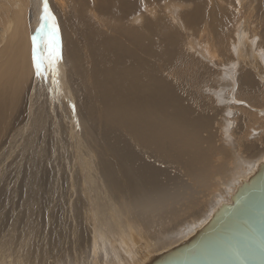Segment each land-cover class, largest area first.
Wrapping results in <instances>:
<instances>
[{"label": "bare ground", "instance_id": "obj_1", "mask_svg": "<svg viewBox=\"0 0 264 264\" xmlns=\"http://www.w3.org/2000/svg\"><path fill=\"white\" fill-rule=\"evenodd\" d=\"M60 1L55 0L57 4ZM163 1L75 0L71 7L75 12L72 13V16L68 15L64 18L63 23L67 28L63 33H60L59 43L57 36L55 37L54 45L50 43V29L45 27L52 24L49 21L44 22V28L41 31L44 35V40L38 39L39 33L37 29L41 28L40 16L42 10L40 0L35 1L34 10L31 9L32 11H30L29 15L23 0L0 1V184L2 186L0 188V211L6 209V207L8 208V206L10 208L9 211H12L11 205H9L12 199V197L10 199V192L15 189L19 190L15 182L21 170H23L21 177L25 182L23 185H21L22 182L19 185L23 188L22 192H25L23 194H27L30 198L35 195V190L37 189L35 180L38 179L40 167L43 165L44 160L41 152L44 153L45 151L39 149L40 146L42 147V145L46 144L47 137L44 138V133L50 127V135L48 137H53L54 146L61 144L62 137L58 135L63 132V129L67 135L64 141L65 145L63 144L65 147L64 152L66 151L65 154H70L68 156L64 155V158L67 157L65 159L66 163L70 164L69 167L67 166L69 170L72 167L75 171L78 170V174H83V181L86 184L89 181L95 182L97 178L101 177L97 182V186L96 183H91L92 185L89 183V186L91 185L90 188L93 186L95 194L94 197L91 196L92 199L88 201L85 208L94 217L93 220L91 219L94 224L103 226L105 225V220L108 221L107 209L109 207L105 205L103 208L101 206L103 201H101L102 193H105L107 188L114 193L119 189L116 192L130 198L131 196L136 198L137 193L144 196L148 195L145 200L151 201L150 211L151 214H154L152 216L149 215L145 222H140L139 224L146 225L152 232L149 235L146 234L144 237H140L133 230V232L130 231L131 228H129L130 230L128 229L129 231L125 230L126 233H122V235L126 234L128 245L130 247L134 246L136 249L137 244H139L138 247L141 248L131 253L129 251V253L126 252L125 248L123 249L115 240H112L113 244L111 242V245H114V242L116 243L117 254L116 256L115 253L111 254L113 249L110 248L112 251H110L108 258L116 257L117 261L113 262L110 259L113 264H138L151 253L152 249L155 250L157 244L170 243L169 241L172 238L167 232L171 233V225L178 210L181 213V219L174 221L173 226H180L182 231L176 237L180 236V241L189 236L190 233L185 231L192 232L198 229L216 207L213 203L214 201L212 202V196L228 194L226 199H229V195L233 191H227V188L230 185L237 184L240 178L243 176L246 178L250 172H253L256 164L263 157L264 115L250 107L251 112L244 110V123H241L244 130L241 134L238 132L240 134L239 140L251 129L259 132L258 137L244 144H238L235 139L234 144L236 147L233 148L232 146L230 148L234 158L231 163L233 166L221 163L223 165L220 164V168L214 170L213 178L222 181V183L226 182L227 185L222 187L212 186L207 192L204 191L203 199L205 202L197 208H191L186 204L185 206L183 205L186 202H184L185 198L180 196V191L185 188L186 181L193 179L194 176L199 179L205 178L207 170L211 169L207 165L212 157L210 151L208 150L209 153H205L198 150L200 146L199 136L203 131H206V128L204 130H199L198 128L200 126L204 127L205 122L203 120L205 119L202 121L197 120V123L195 121L192 122V119L195 120L196 115L209 113L215 121V114H223L222 110L226 108L225 96L222 93L217 94L214 104L204 103L207 111H197L194 108L195 103L199 102L200 99L188 94L189 85L192 84L191 78H189L188 82L185 81V76L189 74L191 67L196 64L194 60L198 61L193 52L199 53L202 51V54H205V51L208 52V63L212 64L216 69L209 71V76H207L217 82L216 88H212L214 92L218 89L223 92L226 90L224 88L231 86L232 90L228 92L230 101L240 102L235 101L234 97L241 98L243 96L241 100L243 103L247 102L248 105L255 106L256 109L263 108L264 72L253 73L249 70L247 62L250 58L258 63L257 53H260V51H254L255 47L264 50V0H221L226 3L234 1L237 4L236 6H243L247 9L246 14L239 17L242 20V24L240 22L231 23L229 12L221 9L220 5L216 3L217 0H210L207 5L210 9L209 12L205 11L204 7L206 4L203 3L204 0H191L195 6L192 5L191 9L188 8L181 11L182 19L186 17L187 20L185 34H182L185 32V28L180 24V20L177 19V12L183 6L179 2L187 0H178L179 2L177 0H166L164 4ZM162 4L163 6H161ZM151 8L154 14L158 13L156 16H145L143 19L142 16H139L140 11L143 12L144 9L149 10ZM63 10L66 9L63 8ZM255 14H259L260 25L255 27L254 30H250L251 15ZM30 24L31 31L28 38L27 32ZM36 33H38L37 36H35ZM33 37H36L35 54L43 61L41 75L36 74V68L33 65ZM156 37L168 38L161 42L164 45H161V43L158 45L156 43L151 44L146 41V39ZM201 37L202 44L200 43ZM78 39H82L88 49L84 54H79L80 50L85 48ZM197 42L203 48L196 47ZM152 48L154 52L158 48L155 53L157 55L156 58H152L144 50ZM247 50H250V56ZM67 52L76 55L71 58V62L85 67L86 76L94 79V86L97 89L103 90L101 93L91 96L89 98L90 104L87 106L89 115H98L95 122L92 120L94 122L92 125L101 133L94 132L93 135L91 130L93 138L95 137L94 140L88 139L87 131L85 132L82 124L84 121L81 122L77 115L79 113L76 112L77 102L72 96L74 95L73 92H63L65 87H70V83L68 84L70 73L64 62ZM48 57L52 58L50 69ZM62 62L65 65V73L61 67ZM202 62L205 63L206 61L201 59ZM240 62L241 65H239ZM182 63H185L186 69L180 68ZM238 65L240 66L239 74L233 76L230 84L228 80L231 78V70L237 68ZM220 72L222 75H220ZM32 74V86L28 90L26 84ZM199 84L197 83L195 86ZM252 86L256 88H251ZM247 94H250L251 97L245 96ZM60 100H62L61 103ZM94 105L100 106L94 108ZM48 109L49 111H54V116L50 115L52 118H50L49 122L47 121V116L49 115L46 114ZM51 111L50 114H52ZM18 112L19 114L21 113V116L17 118L16 113L18 114ZM56 112H59L57 115L59 118L55 115ZM232 121L234 122L232 123ZM45 122L49 123L48 128H43L46 126L44 125ZM115 122L120 128L117 131L114 127ZM219 123L221 126L231 127L230 131L233 132V127L237 125L236 116L234 117L232 110H229L225 115H222ZM224 127L222 128L223 132ZM81 129L85 132V136L82 134ZM235 132L237 133L236 130ZM192 133L195 134L192 135ZM54 137H57L55 142ZM177 143H180V145L177 146ZM209 143H211V136ZM47 146L46 149L48 148ZM62 147L57 150L55 146L57 156H54L53 163L57 170L60 167L62 168L65 162L62 159L61 166L60 159L62 154L60 157L59 150H63ZM72 149L73 151L75 150L74 153ZM239 150L242 151L240 154ZM47 152L44 154L47 155ZM186 156H191V158L185 159ZM220 158L221 156H216L215 161L219 162ZM94 160L97 164V169L95 170L93 169L94 165L92 166ZM49 163H52V161H49ZM53 163L49 165L51 167L53 165L54 168L50 166L49 168H51V174L55 175L56 172L54 170L56 169ZM76 166H80V168L76 170L74 168ZM64 168L62 169L64 170ZM72 168L71 172L73 171ZM67 170L65 169L66 172ZM59 171L56 175L60 176ZM218 172L220 173L218 174ZM98 174H100V177ZM227 177L229 180H227ZM59 178L56 177L55 179L53 176V178L49 179L50 184L56 183V181L59 184ZM74 178H76V175ZM100 180L102 184L99 183ZM184 180L186 181L184 182ZM56 186L58 187V185ZM87 187L84 189L86 190ZM17 193H13V195L16 194V198L19 194ZM97 193H101V199L98 196L99 194L95 196ZM88 194L90 195L91 193L88 192ZM173 194L178 195V198L174 199L175 204H171L173 198L170 197ZM120 197L123 198L121 195ZM37 198L36 200H38ZM34 200L32 201L35 202ZM220 200L225 201L224 198ZM38 203L36 209H38ZM29 205L27 203L26 208H29ZM130 205H127L126 209L127 207L128 209L130 207L133 209L135 206L134 202H130ZM100 209H105V215L101 213ZM200 212L203 213V217L199 215ZM154 216L156 219L153 218ZM188 216L190 218L186 220ZM164 217H171V219L165 220ZM184 221L187 222L184 223ZM194 223L195 226H192L191 224ZM60 228L64 232V228ZM179 230L180 228L176 232ZM99 231L98 229L97 233ZM158 231L161 232L158 233ZM89 234L91 236V233ZM158 234L163 238H159ZM23 235L28 234L24 232ZM92 238L94 239V237ZM161 239L162 241L159 242ZM145 241L148 242V245ZM101 242L103 249L100 248L99 250L105 249L106 253L105 242L107 241L104 242L102 240ZM20 244L22 245V243ZM91 244L93 243L91 242ZM167 247L169 246L162 249ZM30 248L32 247L30 246ZM8 251L10 252V250ZM34 251L36 252L35 255L39 256L38 263L44 264V260L38 254V250L35 249ZM22 253L24 259H20L21 256H19V261H24V264L29 263V259L27 261L29 253L24 251ZM78 254L80 253L78 252ZM102 255L105 254L102 253ZM35 257L37 258V256ZM32 260L34 261V259ZM112 262L110 263L112 264ZM5 263L0 262V264ZM54 263L63 264L64 262L55 260ZM110 263L108 262V264Z\"/></svg>", "mask_w": 264, "mask_h": 264}, {"label": "rangeland", "instance_id": "obj_2", "mask_svg": "<svg viewBox=\"0 0 264 264\" xmlns=\"http://www.w3.org/2000/svg\"><path fill=\"white\" fill-rule=\"evenodd\" d=\"M0 1H4V0H0ZM23 1L25 3V6H26V11H27V13L29 15L30 11L34 10V5L36 3L35 1H39V0H23ZM67 1H68V3H67ZM165 1L166 0L163 1V4H164ZM213 1H215V0H213ZM222 1L221 0H217L216 3L218 5H220L221 9H225L226 12H229V18L231 20L230 22L231 23L240 22L242 24V20H240L239 17L245 15L246 12H247V9H245L243 6H236L237 4L234 3V1L232 3H226V2H222ZM40 2H41V7H42V10H41V15H42V13H43V0H40ZM73 2H75V0H61L59 2V4H57L55 2V0L54 1L53 0H47L48 10L51 13V17H55L54 20H52L51 17H50V19L48 21L51 22L52 24H54L56 26V28L58 29V32L56 34V36L58 38V43H59V40H60L59 39L60 33H63L64 30L67 28L64 25V23H63L64 18H66L68 15L72 16V13L75 12L73 9H71V7L74 4ZM182 2L181 1L179 2V3L183 4V6L177 12L178 15H179V16L177 15V19L180 20V22H181L180 24H182V26L185 28V32L182 33V34H185L186 33V28H187L186 27V21L187 20H186V17H184V19H182L181 11L182 10H187L188 8L191 9L190 7H192V5L195 6V4L191 0L182 1ZM209 2H210V0H204L203 1V3L206 4V6L204 7L206 12L210 11V9L207 6L209 4ZM163 4L161 6H163ZM63 8H65L66 10H63ZM152 10H153L152 8L149 9V10L144 9L143 12L140 11L139 16H142V19L145 16H149V17L151 15L156 16L158 13L154 14V12ZM258 15L259 14L251 15V19L252 20L249 22L250 23L249 24L250 25V30H254L255 27L260 25L259 24L260 21H259V16ZM45 27L47 29L48 25H46ZM30 31H31V24L28 26V32H27L28 33V35H27L28 38H29ZM37 34L38 33H36L35 36H37ZM167 38L162 39V38H157L156 37V38H152V39H146V41L148 43H151V44L152 43H156L158 45L163 40H165ZM196 38H198V37H196ZM38 39L39 40H44V35H43L42 32L39 33ZM78 40L81 41V43L84 45V48H85L84 50H80L79 54H84L88 49L85 47V43H84V41L82 39H78ZM200 43L202 44V37H201ZM201 44L198 45V42H197L196 47L203 48ZM161 45H164V44L161 43ZM255 46H257V45H255ZM157 49H156V52H157ZM144 50L152 58H156L157 57V55L155 54L156 52L153 51V48L150 49V50H147V49H144ZM255 50H256V52H258V50L260 51V53H257L258 63L256 61H254V60H251L249 58L248 62H247L248 68L253 73H255V72L256 73L257 72H264V50H262L260 48L258 49L256 47H255L254 51ZM201 52H199V53L198 52H193L195 58H198V61L194 60V62L196 64L191 67L189 74H187L185 76V81L186 82L189 81V78H191V80H192V84L189 85L188 94L190 96L194 95V96H196V97H198L200 99L199 102L195 103L194 108H196L197 111H203L204 112L206 110V106L204 105V103L206 102L209 105H211V103L214 104L216 102V99H217L216 96H217L218 93H222L225 96L226 108L222 110L223 114H221V115L215 114V116H216V120L215 121L212 119V117L209 115V113L202 114V115H196L195 116L196 117L195 120L192 119V122L195 121L196 123H197V120L202 121L203 119H205V120H203L205 122L204 127L200 126L198 128L199 130H204L206 128V131H203L200 134V136H199L200 146H199L198 150L200 152L204 151L205 153H207V152L209 153V151H210V154L212 155V157H211L210 162L207 164L209 167H211V169L207 170L205 178L199 179V178H196V176H194V178L193 179H189L188 182L186 180H184V182L186 181V184H185V188L181 189L180 196L185 198L184 202H186V203H184L183 205L185 206V204H186V205H188L191 208H197L199 205H201V204H203V202H205V200L203 199L204 198L203 192L204 191L207 192L208 190H210V187H212V186L222 187V186H226L227 185L226 182L222 183V181H218L215 178H213L214 177V170H216L217 168H220L219 165L221 163H223L224 165L225 164L226 165L229 164L231 167L233 166V164H231V163H232V161H234L233 160L234 158H233V153L230 152V148L232 146H233V148L236 147L235 144H234L235 139L237 140L238 144H244V143H248V142H250L253 139H256L258 137L259 132L258 131H254V130L251 129L248 133H245L241 137V139L239 140V136H240L241 132L244 130V127L242 128V126H241V123H244V117H243L244 110L250 111V107H252V108H254V110L256 112H259V113L264 115V100H263V105H262L263 108H259V109L257 108L256 109L255 106L254 107L250 106V105H248L247 102L243 103V101H241L243 96L241 98L234 97L235 101H240L241 103L240 102L230 101L228 92L230 90H232L231 86L229 88L228 87L224 88L226 90H224L223 92H220L219 89L214 92L212 90V88L213 87L216 88L217 82L213 81L212 79H210L207 76H209L208 75L209 71H211L212 69L213 70H216V69L214 68V66L212 64L208 63V60H207V57L209 56L208 52L205 51V54H202ZM247 52H248V54L250 56V54H251L250 50H247ZM221 53H222V51H221ZM60 55H61V53L59 54V57H58V63H59ZM74 56H76V55H73L70 52H67L66 55H65V58H64V62L67 65V69H68V71L70 73V78L71 79L69 78V80H68V84L70 83V87L69 88L65 87L63 89V92L64 91H69L70 93L73 92V94L75 95L74 96V95L71 94L74 97L75 102H77L76 112L79 113L77 115L81 119V122L84 121L82 124L84 125L85 132L87 131L86 133L88 135V139L89 140H91V139L94 140L95 139V137L93 138L94 132L101 133L99 130H97L92 125L96 121V118L98 117V115H93V114L89 115V112L87 111V106L90 104L89 98L91 96L95 95V94L101 93L103 90L102 89H97L94 86V82H93L94 79L93 78H88L86 76L85 67L81 66L78 63H72L71 62V58L74 57ZM220 58H222V57H220ZM161 59H163V58L161 57ZM201 59L206 61V62L205 63H203V62L201 63ZM50 65L51 64H49V69H50ZM239 65H241V62L239 63ZM239 65L234 70H231V73H230L231 78L228 80L230 82V84L232 83L233 76H236V75L239 74V71H238L239 68H240ZM61 67L63 68L62 70L65 73V65L63 64V62L61 64ZM180 68L181 69H186L187 66H185V63H182V65H180ZM220 75H222L221 72H220ZM32 77H33V74H32L31 78L29 79V81L26 84V87L28 88V90L32 86ZM253 77L256 79V76L254 74H253ZM72 83H73V85H71ZM197 83H200V84L198 86H195V84H197ZM65 84H67V82H65ZM246 88H249V87H246ZM251 88H256V87L252 86ZM227 89H228V91H227ZM65 95H66V93H65ZM245 96L251 97L250 94H247ZM66 98H67V95H66ZM61 101L62 100H60V103H61ZM98 106H100V105H94V108H98ZM229 110H232V112L234 113V117L236 116L237 125H236V127H233L234 128L233 132L230 131L231 127L227 128V127H224V125L221 126L220 123H219L222 115H225ZM50 111H49V109L46 110V114L49 115V116L50 115L54 116L53 115L54 111H51L52 114H50ZM20 114H19V112H18V114L16 113L17 118L21 116ZM58 114H59V112L55 113L56 116ZM80 115H83L84 118H83V116H80ZM49 116H47V121L48 122L50 121V118H52V116H50V117ZM91 117H93V118H91ZM48 122H45L44 125H46V126H44L43 128H48L49 127V123ZM233 122L234 121H232V123ZM114 127H115L116 131L120 129L119 125L116 122L114 123ZM223 127H224V132L222 130ZM49 129H50V127L47 130H49ZM47 130L44 133L45 134L44 138L47 137L46 142H45L46 144L43 142V144H45V145L44 146L42 145V147L40 146L39 149H42V151L44 150L45 151L44 153H46L47 151L48 152L50 151V152L49 153L47 152V155L44 154L43 152H41L42 159H44L43 160V165H41V167H40L38 179L35 180L36 181V183H35L36 184V188L38 190L35 188L37 191L35 190V195L32 198H30V196H28L27 194L26 195L23 194L25 192H22L23 188H22L21 185L24 184L25 180L21 177V173L23 171V170H21L20 171L21 173L19 174V177L16 178V182H15L16 186L19 188V190L15 189L17 191L14 190L13 192L12 191L10 192V194H11L10 195V199H11V197H12V199H14V200L11 199L10 202H9V205H11L12 211H9L10 210L9 206H8V208L6 207L7 210L3 209L5 211H3V210L0 211V243H1L0 244L1 245L0 246V259H1L0 262L1 261H2V263L6 262L5 264H7V263L8 264H24V261L23 262L19 261V256H21L20 259H24V255L22 253L24 251V252L29 253V256H30V257L28 256V258H27V261L29 259V263H27V264H32L34 262H37L36 264H39L38 261H37V260H39V256L35 255L36 252L34 251L35 249H37L38 250V254L44 260V264H55L54 263L55 260H59L60 262H64L63 264H80V263H84V264H106L107 263L108 264V262L109 263L112 262L111 260H113V262L117 261L116 257H113L112 259L110 257L111 260L108 258L109 257L108 255H110V251H112L111 249H113V252H111V254L115 253V256H116V254H117L116 253V246H115L116 243L120 247H122L123 249L125 248L124 250H126V252L129 251L131 253V252H134V250L135 251L140 250L141 248L138 247L139 244H137L136 249H135L134 246H131V247H133V248H131L128 245L129 243H127L128 239L125 236L126 234L122 235V233H126V231H129L130 230L129 228H131L130 231L133 230L135 232V234L140 236V237L141 236L144 237L146 234L149 235L152 232L150 230V228L147 227L146 225H140L139 224L140 222L141 223L145 222L149 218L148 217L149 215L152 216L154 214V213L151 214V211H150L151 201L145 200L146 196H148V195L145 194L146 196H144V195H142L140 193H137L136 198H135V196H131V198L126 196L127 197L126 198L121 193L116 192L119 189H117L115 191V193H114V192L110 191L107 188L105 193L104 192L102 193V199H101V193L100 194L97 193L95 196H97L99 194L98 196L100 197L101 201L103 200L102 202L100 201L101 202V206L105 207V205H106V206L109 207L107 209L108 210V214H107L108 221L105 220L104 224L106 225V223L109 222L108 224L112 227V229L114 228V230H112L111 227L108 224L106 226L103 225L104 227L102 225H99V224L96 225V223L94 224V222L91 221V219L93 220L94 217L92 216V214L90 212H87L85 210V208H86V204H88V201L92 199L91 196L94 197V194H95V192H93V186H92V188H90L91 185H92L91 183H94V184L96 183V186H97V182L101 178L100 174H98L100 178L99 179L97 178L95 182L94 181H92V182L89 181V182H87V184L84 183L83 174H78V170H77V169L80 168V166L74 167V168H76L77 171H75V169L70 167V170H71V168L73 169V171L71 172L69 170V168H68L70 166V164H67L66 160H65V159H67V157L64 158V155L68 156V154H69V153L65 154L66 151L64 152V148H65L64 147V145H65L64 141H65V138L67 136L64 133V130L62 129L63 132H61V134L58 135V136L62 137L61 144H56L54 146H53V137H48L50 135V130L49 131H47ZM91 130H92V134L93 135L91 134ZM235 130L237 131V133L235 132ZM60 131H61V129H60ZM81 132L85 136V132L83 131V129H81ZM238 132L240 134H238ZM97 133H95V134H97ZM193 134H195V133H192V135ZM210 136H211V143H209ZM49 138H51V139L49 140ZM55 140H57V137H54V142H55ZM56 142H58V141H56ZM176 145L179 146L180 143H177ZM46 146L48 147L47 149H46ZM55 146L57 147V150L60 147L63 146L62 147L63 150L60 149L59 153H60V157H61V154H62V157H63V158L61 157V159H60L61 160L60 161L61 162V166H62V162L65 161L63 163V166L65 168L62 166V168H64V170L61 167H60V169L57 170L55 164L53 163L54 162L53 158L56 155V151H57L55 149ZM51 148H53V149H51ZM72 152L74 153L75 150L73 151V149H72ZM238 152L240 154L242 151L239 150ZM53 153H55V154L53 155ZM262 153H263V157H262V159H263L264 158V147H263ZM243 154H245V152H243ZM218 155L221 156L219 162L215 161L216 156H218ZM50 156H52V157H50ZM47 158H49V159H47ZM174 158H177V157H174ZM190 158H191V156H186L185 157V159H190ZM62 159H63V161H62ZM262 159H260L259 161H261ZM49 161L50 162L52 161V163L54 164L55 169H56L54 171L56 172V174L61 169H62L61 171L62 172L64 171V172L62 173L61 171H59L60 176L56 175V174L55 175L51 174V168L53 167V165L51 167V165H49V164H52V163H49ZM44 162L45 163L48 162V163L45 164ZM47 164H48V166H47ZM223 164H221V165H223ZM49 166L51 168H49ZM92 166H93L94 170L97 169V167H96L97 164H96L95 160H94V163H92ZM230 166H228V167H230ZM66 167L68 168V170L70 172L67 170ZM222 168L224 169V167H222ZM65 169L67 170L68 173L65 171ZM98 173H100V172H98ZM219 173L220 172H218V174ZM71 174L74 177L76 175V178H74V177L71 178L72 177V176L70 177ZM40 175H42V177H40ZM53 176L55 177V179H56V177H58V178L61 177V178H59V184L57 183L58 181H56V183H53V184L51 183L50 184L49 179L53 178ZM62 176L63 177H67L68 176L69 178L67 177L65 179H62L63 178ZM227 180H229L228 177H227ZM100 181H99V183L102 184V181L101 182ZM76 182H77V184H76ZM20 183H21V185H19ZM89 183L91 184L90 186H89ZM55 184L58 185V187ZM65 184H66V187H65ZM238 184H240L239 181L235 185H230L227 188L228 189L227 191H230V190L234 191V189L236 188V185H238ZM55 186H56V189H55ZM1 187L2 186L0 184V188ZM86 187H87L88 190L84 189ZM50 189H52V190H50ZM75 191H76V193H74ZM14 192H18L20 195L17 193L18 195H17V198H16V194L13 195ZM88 192L91 193V194L89 195ZM37 193L40 194V195L38 196ZM226 193H228V192H226ZM36 195H37L38 198L36 197ZM120 195L123 198H121ZM226 196H228V194H225V195L224 194H220L219 196H216V195L212 196V202L214 201L213 203H214L215 206H217L221 201H224V200H220L222 198L225 199V202H228V199H226ZM215 197H216L217 200L215 199ZM36 198L38 200H36ZM106 198L107 199L109 198L108 201H107ZM170 198H173V200L171 201V204H175V200L174 199L178 198V195L177 194H173ZM33 199H35L34 200L35 202L32 201ZM111 199H112V202H111ZM63 200H64V202H63ZM138 200H139V202H138ZM36 201H38L39 203L36 202ZM130 202H134L135 206L133 207V209H132V207H130L129 209L127 207V209H126V206L130 205ZM18 203H19V205H18ZM25 203L26 204L28 203L31 206L29 205V208H26V204ZM37 203L40 205V206L38 205V209H36L37 208V206H36ZM69 207H70V209H69ZM20 208H21V210H20ZM60 208L62 209V211H61ZM80 208H81V210H80ZM145 208H146V211H145ZM144 211H145V213H144ZM101 213L102 214L104 213L103 215H105V209L101 210ZM26 215H27V218H26ZM199 215L202 216V217L204 216L202 212H200ZM63 217H64V219H63ZM153 218L156 219L155 216ZM189 218H190L189 216L186 217V220L189 219ZM164 219L165 220H170L171 217H164ZM177 219L178 220L181 219V213H180L179 210H178V212H177V214H176V216L174 218V221H176ZM88 220H90V221H88ZM174 221H173V224H174ZM186 222L187 221H184V223H186ZM92 223H93V225H92ZM173 224L171 225V233L167 232L168 235L172 238L169 241L171 244L170 243L167 244V243L163 242L162 244L158 245L156 243L157 245H156L155 250L152 249L151 252H154V251H157V250L159 251L163 247L171 246L172 244L177 243L179 241L180 236L179 237H176V236L178 235V233L180 231H182L181 227L180 226H173ZM115 225L119 226V227H116ZM191 225L195 226V223L191 224ZM60 227L64 228V232H63V229L61 230ZM89 227H90V229H89ZM98 227H100V228H98ZM101 227L103 228V230H102ZM104 228H106V229H104ZM147 228H149V229H147ZM178 228H180V230L176 232V230H178ZM98 229L101 231V232L99 231L100 234L97 233ZM58 230H60V231H58ZM106 230H107V233H106ZM116 230L119 231V232H117ZM24 232H26V234H28V235H23ZM160 232L161 231H158V233H160ZM185 232L191 234L194 231L189 232V231L186 230ZM89 233H91V236H90ZM110 233H111V235H110ZM97 234H98V236H97ZM106 236H108V237H106ZM92 237H94V239ZM158 237L159 238H163L160 234H158ZM101 239L104 240V242L107 241V242H105V245H106L108 253H107V251L105 253V249L102 250V251L99 250L100 248L103 249V247L101 246L102 245V242H101L102 240ZM27 240H28V242H27ZM112 240H115V242H116V243L114 242V245H111V242L113 244ZM161 241H162V239L159 242H161ZM91 242L93 244H91ZM20 243H22V245ZM145 243L148 245V242L145 241ZM29 245L32 248H30ZM108 245L109 246L111 245L112 247L111 246L109 247ZM24 247H25V250H24ZM113 247H115V248H113ZM3 248H4V250H3ZM8 250H10V252ZM3 252H5V253L3 254ZM7 252L10 253V255H8ZM78 252L80 254H78ZM96 253H98V254L101 253V254L98 255ZM102 253L105 254V255H102ZM106 255H107V257H105ZM35 256H37V258ZM49 256H50V258H49ZM90 258L93 259V260H91ZM32 259H34V261ZM50 260H51V262H50ZM106 260H107V262H105ZM113 262H112V264H113Z\"/></svg>", "mask_w": 264, "mask_h": 264}, {"label": "water", "instance_id": "obj_3", "mask_svg": "<svg viewBox=\"0 0 264 264\" xmlns=\"http://www.w3.org/2000/svg\"><path fill=\"white\" fill-rule=\"evenodd\" d=\"M208 219L138 264H264V158Z\"/></svg>", "mask_w": 264, "mask_h": 264}, {"label": "snow or ice", "instance_id": "obj_4", "mask_svg": "<svg viewBox=\"0 0 264 264\" xmlns=\"http://www.w3.org/2000/svg\"><path fill=\"white\" fill-rule=\"evenodd\" d=\"M51 17V13L48 10V4H47V0H43V13L40 16V20H41V28L37 29V32L40 33L43 28H44V22L48 21L49 18ZM52 20L55 19V17H51ZM49 29H50V43L54 45L55 42V37L56 34L58 32V29L56 28V26L54 24H49L48 25ZM36 37H33V65L36 68V74L37 75H41L42 71H43V61L40 60L36 54ZM51 60L52 58H49V64H51Z\"/></svg>", "mask_w": 264, "mask_h": 264}, {"label": "crops", "instance_id": "obj_5", "mask_svg": "<svg viewBox=\"0 0 264 264\" xmlns=\"http://www.w3.org/2000/svg\"><path fill=\"white\" fill-rule=\"evenodd\" d=\"M42 8V7H41Z\"/></svg>", "mask_w": 264, "mask_h": 264}]
</instances>
